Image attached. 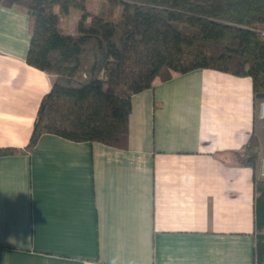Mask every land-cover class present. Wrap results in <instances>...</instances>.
<instances>
[{
    "label": "crops",
    "instance_id": "crops-1",
    "mask_svg": "<svg viewBox=\"0 0 264 264\" xmlns=\"http://www.w3.org/2000/svg\"><path fill=\"white\" fill-rule=\"evenodd\" d=\"M31 25L0 0V148L22 150L0 155V264H255V171L235 157L259 136L252 79L174 73L132 96L125 146L26 151L52 86Z\"/></svg>",
    "mask_w": 264,
    "mask_h": 264
},
{
    "label": "trees",
    "instance_id": "trees-1",
    "mask_svg": "<svg viewBox=\"0 0 264 264\" xmlns=\"http://www.w3.org/2000/svg\"><path fill=\"white\" fill-rule=\"evenodd\" d=\"M5 1L31 16L26 61L52 78L26 151L46 133L125 146L132 96L174 73L248 76L255 107L264 100V0H100L93 9L88 0ZM258 145L253 133L237 162L255 171ZM254 210L255 264H264V178L256 172Z\"/></svg>",
    "mask_w": 264,
    "mask_h": 264
},
{
    "label": "rangeland",
    "instance_id": "rangeland-1",
    "mask_svg": "<svg viewBox=\"0 0 264 264\" xmlns=\"http://www.w3.org/2000/svg\"><path fill=\"white\" fill-rule=\"evenodd\" d=\"M99 3H100V0H88V8L89 9L97 8ZM77 20H78V16L76 15L72 16L70 20L65 23L67 30L76 28L75 23ZM258 107H259V102H257V105H256V117L258 121L257 127H258L259 136L254 133L259 143L258 148H257L258 158H257L256 166H255V172L258 178H264V120H261L258 116Z\"/></svg>",
    "mask_w": 264,
    "mask_h": 264
},
{
    "label": "built area",
    "instance_id": "built-area-1",
    "mask_svg": "<svg viewBox=\"0 0 264 264\" xmlns=\"http://www.w3.org/2000/svg\"><path fill=\"white\" fill-rule=\"evenodd\" d=\"M258 116L261 120H264V100L259 103Z\"/></svg>",
    "mask_w": 264,
    "mask_h": 264
}]
</instances>
